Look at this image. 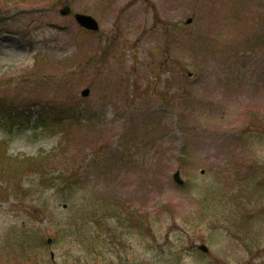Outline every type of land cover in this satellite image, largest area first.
Wrapping results in <instances>:
<instances>
[{
    "label": "rangeland",
    "instance_id": "374dc122",
    "mask_svg": "<svg viewBox=\"0 0 264 264\" xmlns=\"http://www.w3.org/2000/svg\"><path fill=\"white\" fill-rule=\"evenodd\" d=\"M0 106V264H264V0H0Z\"/></svg>",
    "mask_w": 264,
    "mask_h": 264
},
{
    "label": "water",
    "instance_id": "95a60500",
    "mask_svg": "<svg viewBox=\"0 0 264 264\" xmlns=\"http://www.w3.org/2000/svg\"><path fill=\"white\" fill-rule=\"evenodd\" d=\"M70 13V9L65 7L62 11L61 14L62 15H67ZM75 19L77 20V22L84 28L90 29V30H97L98 29V24L97 22L91 17V16H87V15H82V14H75ZM188 22H190V20H188ZM89 93V91L87 89H85L82 92L83 96H87ZM174 180L179 183L182 184V180L180 179L179 176V172H176L174 174ZM48 242H50V240H48ZM202 250H206V248L204 246L200 247Z\"/></svg>",
    "mask_w": 264,
    "mask_h": 264
},
{
    "label": "trees",
    "instance_id": "16d2710c",
    "mask_svg": "<svg viewBox=\"0 0 264 264\" xmlns=\"http://www.w3.org/2000/svg\"><path fill=\"white\" fill-rule=\"evenodd\" d=\"M40 123L39 124H35V126L34 127H36L37 125H41V126H47V124H43V121L42 120H40L39 121ZM21 125V124H20ZM42 175H43V173H42ZM42 178H44V180L46 181V180H48L47 179V176L46 175H43V176H41ZM73 178V177H72ZM65 181H67L65 184H64V186H62V188H60V189H62V190H60V191H62L63 192V190H66L67 188H72L71 187V185H73L74 184V182L70 179V178H68V179H64ZM58 188V189H59ZM66 198L68 197V195H66L65 196ZM91 216H94L95 215V213H89Z\"/></svg>",
    "mask_w": 264,
    "mask_h": 264
}]
</instances>
